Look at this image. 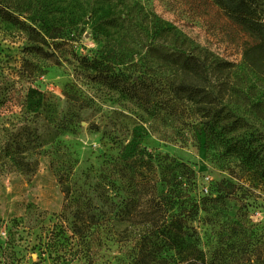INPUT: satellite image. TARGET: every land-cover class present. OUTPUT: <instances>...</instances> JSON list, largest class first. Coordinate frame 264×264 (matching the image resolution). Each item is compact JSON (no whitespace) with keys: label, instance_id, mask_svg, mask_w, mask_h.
<instances>
[{"label":"rangeland","instance_id":"rangeland-1","mask_svg":"<svg viewBox=\"0 0 264 264\" xmlns=\"http://www.w3.org/2000/svg\"><path fill=\"white\" fill-rule=\"evenodd\" d=\"M2 1L45 34L60 28L77 54L132 80L172 79L162 55L193 54L205 63L210 89L264 138V77L243 60L255 41L212 0ZM30 45L24 32L0 19V264H52L46 247L52 230L62 226L71 240L77 214L101 225L99 264H129L125 228L137 227L125 219L142 208L144 180L165 189L181 163L195 174L192 196L230 180L225 161L206 151L200 136L171 141L170 128L126 98ZM69 90L84 99L82 108L68 101ZM17 154L35 162L33 172L13 164ZM253 191L264 202V192ZM146 194L151 200V190ZM263 215L257 209L250 217Z\"/></svg>","mask_w":264,"mask_h":264},{"label":"trees","instance_id":"trees-1","mask_svg":"<svg viewBox=\"0 0 264 264\" xmlns=\"http://www.w3.org/2000/svg\"><path fill=\"white\" fill-rule=\"evenodd\" d=\"M212 1L255 41L243 51V60L264 77V0ZM0 19L25 33L32 52L55 63L74 64L87 72L88 80L170 128L171 141L186 136L196 141L200 136L203 148L225 161L230 180L215 183L206 196L191 195L196 190L195 174L184 163L177 164L180 172L171 174L165 189L158 190L156 182H142V208L139 205L125 219L129 226L139 227L125 228L131 234L129 264H264V215L255 221L250 217L257 209L264 210V202L258 200L261 195L253 191L264 192V138L249 132L247 123L210 89L203 61L184 52L163 54L162 60L173 67L174 78L152 80L140 75L132 80L101 59L77 54L60 28L41 32L2 0ZM69 91L68 101L82 108L84 99ZM25 158L17 154L11 160L24 173L33 172L35 162ZM247 182L251 186L246 187ZM147 190L153 194L151 200ZM100 228L94 216L77 214L69 227L71 240L64 238L62 226L53 229L46 245L52 264H99Z\"/></svg>","mask_w":264,"mask_h":264}]
</instances>
